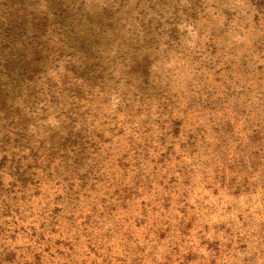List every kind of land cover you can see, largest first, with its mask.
<instances>
[{"label": "rangeland", "instance_id": "1", "mask_svg": "<svg viewBox=\"0 0 264 264\" xmlns=\"http://www.w3.org/2000/svg\"><path fill=\"white\" fill-rule=\"evenodd\" d=\"M87 139L104 181L144 168L162 207L76 235L44 210L55 192L18 194L15 264H264V0H0V148Z\"/></svg>", "mask_w": 264, "mask_h": 264}, {"label": "trees", "instance_id": "2", "mask_svg": "<svg viewBox=\"0 0 264 264\" xmlns=\"http://www.w3.org/2000/svg\"><path fill=\"white\" fill-rule=\"evenodd\" d=\"M80 102L81 100L78 99L76 104L80 105ZM68 122H70L69 128L75 125V122L71 120ZM91 130L100 131L94 125L91 126ZM145 134L146 131L141 135V142L136 147H131L119 159V166L125 171L128 166L123 162L130 164L127 161L128 158L131 162L137 158L136 165L140 166L138 158L150 151L151 141L143 139ZM102 145L104 146V143L96 142L95 139H87L85 143L82 141L72 142L65 149L62 148L65 145L41 140L34 145L23 147L19 153H12L9 144L3 143L0 148L1 153L5 157L12 156V166L7 171H0V219L9 218L11 216L9 214L13 213L12 208L20 210L19 203L24 204V202L18 198V194L37 196L44 192L51 196L55 192L53 201L46 203L44 210L48 213L51 204L56 206L55 211L61 212L58 217L60 223L67 225L68 220H71L72 228H75L72 230H75L76 235L79 229L81 232L89 230L90 224L98 218L105 222L111 219L116 220L115 228L118 229H126L127 226L130 229L131 225H135L137 228L141 227L140 221H146L150 212L162 207L159 205L160 207L154 208L152 203L160 204L162 201L152 190L150 176H146V172L144 177L141 176L140 173L146 171L144 168H137L139 171L136 169L135 177L124 184L116 182L115 178L104 181L99 176L102 162V148L99 146ZM69 148L72 152H69ZM140 148L142 151H139ZM20 154L21 158L15 163L14 157H18ZM85 156L87 162L84 164L81 161ZM13 163L16 164L13 168L14 172L11 171ZM24 177H31L29 187L24 182L26 180H22ZM98 191L100 192L98 193ZM92 192L98 193L93 201L90 200ZM144 195L147 197L150 195L148 205H145L146 200H142ZM153 196L155 198L151 201ZM163 201L167 202L168 199L165 197ZM59 202L62 204L60 205ZM163 204L165 203L163 202ZM164 207L166 209L168 206ZM44 221V223L48 222L47 219ZM44 227L43 224L40 229L42 230ZM5 233L8 232L0 224V264H15L14 257L5 256L8 251L7 247L12 248L11 244L7 246L6 243L14 241L13 237ZM13 250H17V248H13ZM37 260L40 261L38 258Z\"/></svg>", "mask_w": 264, "mask_h": 264}]
</instances>
